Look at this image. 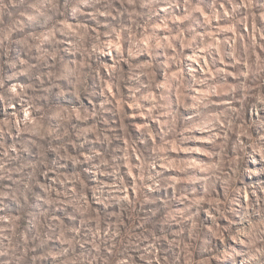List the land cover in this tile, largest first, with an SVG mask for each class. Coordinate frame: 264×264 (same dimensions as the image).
<instances>
[{"label": "clouds", "instance_id": "1", "mask_svg": "<svg viewBox=\"0 0 264 264\" xmlns=\"http://www.w3.org/2000/svg\"><path fill=\"white\" fill-rule=\"evenodd\" d=\"M0 264H264V0H0Z\"/></svg>", "mask_w": 264, "mask_h": 264}]
</instances>
